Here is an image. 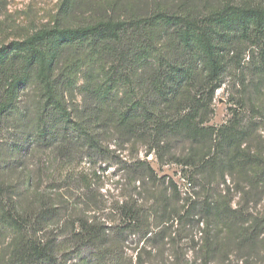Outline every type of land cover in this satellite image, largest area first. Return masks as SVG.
<instances>
[{
    "label": "trees",
    "instance_id": "trees-1",
    "mask_svg": "<svg viewBox=\"0 0 264 264\" xmlns=\"http://www.w3.org/2000/svg\"><path fill=\"white\" fill-rule=\"evenodd\" d=\"M78 2L63 0L61 16L74 17ZM98 5V0L85 3L91 12ZM129 14L93 17L76 25L57 22L0 45V122L17 109L23 88L34 83L42 99V124L31 143L35 139L38 145L53 146L61 158L71 152L75 159L97 162L106 155L107 138L122 145L143 142L149 149L146 157L163 154L168 162L191 171L181 173L180 179L190 182L193 191L184 197L178 181L161 178L148 161H138L127 167L132 192L112 208L115 216L110 217L99 209L64 206L44 195L25 206L0 181V228L2 223L16 234L0 255V264H74L72 256L86 251L88 256L77 264H134L119 241L122 238L125 244L131 236L142 244L136 264H256L251 259L262 252L264 217L233 208L217 195L214 184L221 183L219 178L226 183L228 174L233 178L252 172V183L243 180L253 188L264 186L254 171L264 168V160L239 152L240 132L235 126L217 130L207 124L234 46L239 40L264 38V7L229 2L206 16L160 8ZM164 27L175 30L181 53L173 60L177 62L157 60L156 72L146 75L149 90L142 98L113 97L114 86L132 85L134 74L153 57L150 45L142 41L137 45L130 36ZM80 48L96 51L102 80L95 87L89 85V102L75 115L67 98L71 81L58 69ZM261 53L264 59V50ZM197 64L204 72L200 83L194 78ZM199 84L202 90H187ZM107 108L112 114L105 112ZM31 143L21 144L20 157ZM176 145L183 146L186 156L173 153ZM194 174L200 187L196 193ZM201 224L203 238L191 253L184 241L195 242ZM192 254L195 260L190 259Z\"/></svg>",
    "mask_w": 264,
    "mask_h": 264
},
{
    "label": "rangeland",
    "instance_id": "rangeland-1",
    "mask_svg": "<svg viewBox=\"0 0 264 264\" xmlns=\"http://www.w3.org/2000/svg\"><path fill=\"white\" fill-rule=\"evenodd\" d=\"M62 1L0 0V45L15 39H24L34 30L57 22L76 25L75 22L90 21L94 19L93 17L120 15L125 17L129 13L142 14L159 8L181 15L206 16L211 11L223 8L229 2L236 4L248 2L264 7V0H98L99 5L91 12L85 7L87 0H79L74 9L75 16L67 20L61 16ZM174 31L171 27H164L151 30L149 33L140 32L130 36L137 45L140 41L150 45L153 57L147 60L146 68L143 67L134 74L132 85L114 86L113 97L118 99L142 98L149 90L148 84L144 82L146 75L151 74L152 71L156 72V66L159 65L157 60L162 59L169 64L177 62L173 60L181 53ZM262 50H264V38L244 39L236 43L234 50L228 56V64L221 77V88L215 95L207 126L217 130L235 126L241 133H238L240 142L237 147L241 148L239 152L256 155L264 160V59ZM100 66L101 61L95 50L80 48L69 53L58 69L63 79L71 81L67 90V98L75 115L89 102L90 94L87 92L89 85L91 88L95 87L99 80H102ZM196 67L194 78L197 77V82L200 83L204 72L199 64ZM199 89H203L200 84L194 89L187 88L190 91ZM105 110L107 114H112L111 108ZM41 112V94L33 83L23 88L17 109L9 118L0 122V181L7 187H11L9 194L18 199L20 204L28 206L37 197L44 195L51 196L57 203L64 206H73L79 211L87 208L92 211L99 209L100 214L114 217L112 208L124 199L127 193L132 192V185L126 178L127 167L138 161H148L159 177L178 181L184 197L190 193V188H186V180H181L180 174L190 175L191 171L185 172L181 165L168 162L169 157L163 154L160 158L154 153L146 157L149 149L143 142L137 143L136 146L122 145L107 138L106 155L101 158L103 161L98 160L97 162L95 159L92 161L87 158L75 159L71 152L61 158L53 146L38 145L35 139L31 143L42 124ZM25 141L31 143V149L20 157V146ZM182 147V145H176L173 153L186 156V153H181ZM254 169L259 172L260 184L264 183V168ZM194 171L193 169V173ZM246 178L252 183L254 175L252 172L245 174L239 172L231 178L228 174L226 183L219 178L221 183L214 184L215 191L218 196L227 198L233 208L240 207L253 216L264 217V186L253 188L247 180H243ZM192 179L196 193L200 189L197 176L194 174ZM244 191L248 193L246 197ZM204 227L201 224L199 229L195 230V242L190 238L184 241L186 249L191 253L196 243H201L205 232ZM15 237L16 234L7 227H2L1 223V256L10 248ZM119 241L121 246L127 247L129 257L136 264L142 244L138 243L135 236L129 237L125 244L122 238ZM86 252L74 254L73 263L77 264L86 258L88 256ZM192 256L193 254L190 259L195 260ZM143 259L149 261L150 256L144 255ZM251 261L264 264V245L262 252L254 256ZM231 263L236 264L232 261Z\"/></svg>",
    "mask_w": 264,
    "mask_h": 264
},
{
    "label": "built area",
    "instance_id": "built-area-1",
    "mask_svg": "<svg viewBox=\"0 0 264 264\" xmlns=\"http://www.w3.org/2000/svg\"><path fill=\"white\" fill-rule=\"evenodd\" d=\"M185 184L187 185V186H186L187 189L190 188V189H189V192H190V190L192 189V184H191L190 182H188V181H186Z\"/></svg>",
    "mask_w": 264,
    "mask_h": 264
}]
</instances>
